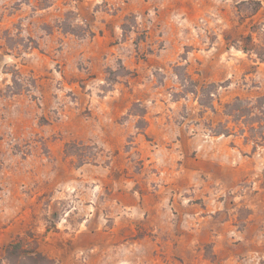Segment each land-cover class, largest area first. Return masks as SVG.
Wrapping results in <instances>:
<instances>
[{
  "label": "rangeland",
  "instance_id": "obj_1",
  "mask_svg": "<svg viewBox=\"0 0 264 264\" xmlns=\"http://www.w3.org/2000/svg\"><path fill=\"white\" fill-rule=\"evenodd\" d=\"M243 1L0 0V259L264 264V147L212 132L264 96Z\"/></svg>",
  "mask_w": 264,
  "mask_h": 264
},
{
  "label": "trees",
  "instance_id": "obj_2",
  "mask_svg": "<svg viewBox=\"0 0 264 264\" xmlns=\"http://www.w3.org/2000/svg\"><path fill=\"white\" fill-rule=\"evenodd\" d=\"M252 5L258 6L253 10L254 13H257L260 10L261 3L255 0L239 3L237 6L238 12L241 13L245 9H251ZM234 46L244 53L254 54L258 60L264 61V43L257 44L252 34L243 36ZM210 87H201L200 105L215 111V107L211 103ZM223 113L228 118L227 123L220 122L213 127V134L230 136L232 133L228 124L232 120L233 123L243 126L240 131L245 135L247 142L254 144L255 152L258 148L264 147V96L259 97L255 104L242 98H236L233 102L224 105ZM65 151L67 154L73 151V154L77 157H83L76 144H67ZM82 163L84 162L82 161ZM5 262L8 264H59L57 260L44 255L35 244L24 238L14 240L5 248L0 264Z\"/></svg>",
  "mask_w": 264,
  "mask_h": 264
}]
</instances>
